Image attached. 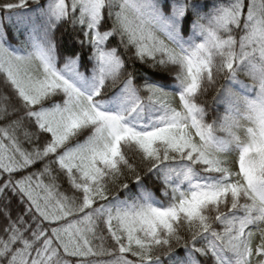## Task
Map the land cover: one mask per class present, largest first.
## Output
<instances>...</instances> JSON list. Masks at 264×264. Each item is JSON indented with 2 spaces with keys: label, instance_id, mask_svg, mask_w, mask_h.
Listing matches in <instances>:
<instances>
[{
  "label": "snow or ice",
  "instance_id": "snow-or-ice-1",
  "mask_svg": "<svg viewBox=\"0 0 264 264\" xmlns=\"http://www.w3.org/2000/svg\"><path fill=\"white\" fill-rule=\"evenodd\" d=\"M0 13V264H264V0Z\"/></svg>",
  "mask_w": 264,
  "mask_h": 264
},
{
  "label": "trees",
  "instance_id": "trees-1",
  "mask_svg": "<svg viewBox=\"0 0 264 264\" xmlns=\"http://www.w3.org/2000/svg\"><path fill=\"white\" fill-rule=\"evenodd\" d=\"M4 2V0H0V3H3ZM0 14H2V13H0ZM241 79H245V77L242 75L241 76ZM222 82V81H221ZM214 94V93H213ZM204 99H206V100H208L209 102L211 101V96L209 95V96H207V97H204ZM218 108H219V113L220 114H223V112H224V105L223 104H221V105H219L218 106ZM215 115H216V113L215 112H213L212 113V117L214 118L215 117ZM66 185L64 186V188L66 189ZM62 190H64V189H62ZM70 194V193H69ZM183 253H181V255H182Z\"/></svg>",
  "mask_w": 264,
  "mask_h": 264
},
{
  "label": "rangeland",
  "instance_id": "rangeland-1",
  "mask_svg": "<svg viewBox=\"0 0 264 264\" xmlns=\"http://www.w3.org/2000/svg\"><path fill=\"white\" fill-rule=\"evenodd\" d=\"M230 159H231V157H230Z\"/></svg>",
  "mask_w": 264,
  "mask_h": 264
}]
</instances>
